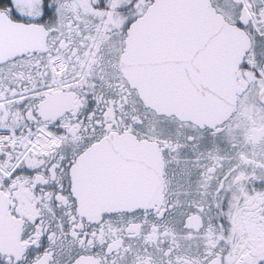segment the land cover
Segmentation results:
<instances>
[{"label": "snow or ice", "instance_id": "obj_1", "mask_svg": "<svg viewBox=\"0 0 264 264\" xmlns=\"http://www.w3.org/2000/svg\"><path fill=\"white\" fill-rule=\"evenodd\" d=\"M0 264H264V0H0Z\"/></svg>", "mask_w": 264, "mask_h": 264}]
</instances>
